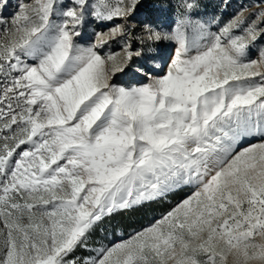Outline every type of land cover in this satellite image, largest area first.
Returning a JSON list of instances; mask_svg holds the SVG:
<instances>
[{
	"label": "snow or ice",
	"instance_id": "snow-or-ice-1",
	"mask_svg": "<svg viewBox=\"0 0 264 264\" xmlns=\"http://www.w3.org/2000/svg\"><path fill=\"white\" fill-rule=\"evenodd\" d=\"M0 264H264V0H0Z\"/></svg>",
	"mask_w": 264,
	"mask_h": 264
},
{
	"label": "rangeland",
	"instance_id": "rangeland-1",
	"mask_svg": "<svg viewBox=\"0 0 264 264\" xmlns=\"http://www.w3.org/2000/svg\"><path fill=\"white\" fill-rule=\"evenodd\" d=\"M9 11H11V9H9ZM176 198H178V197H176ZM176 198H173V199L175 200ZM153 206H155L156 209H158V210L155 212L149 213L148 209H147V210L135 212L131 215V219H133V220L130 222L126 221L128 225H132L131 230L133 228H136V227H139L143 224L148 223L151 219H153L154 217H157L159 215V213L164 210L165 207H167L166 204L165 205H153ZM114 220L112 222V227L109 228V232H111L113 230H115L116 232H125L122 228H119V227H117L116 224H114ZM125 233H127V232H125Z\"/></svg>",
	"mask_w": 264,
	"mask_h": 264
},
{
	"label": "trees",
	"instance_id": "trees-1",
	"mask_svg": "<svg viewBox=\"0 0 264 264\" xmlns=\"http://www.w3.org/2000/svg\"><path fill=\"white\" fill-rule=\"evenodd\" d=\"M157 210L158 209H156L155 206H152V208L148 209V212L151 213V212H155ZM132 220L133 219H131V216H127V217H116L115 220H114V224H116L117 227L122 228L125 232H129L131 230V228H132V225H128L127 222L128 221L130 222Z\"/></svg>",
	"mask_w": 264,
	"mask_h": 264
}]
</instances>
